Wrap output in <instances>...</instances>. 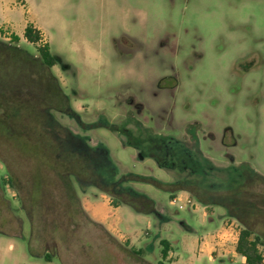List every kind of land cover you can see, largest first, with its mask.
<instances>
[{"label": "rangeland", "instance_id": "rangeland-1", "mask_svg": "<svg viewBox=\"0 0 264 264\" xmlns=\"http://www.w3.org/2000/svg\"><path fill=\"white\" fill-rule=\"evenodd\" d=\"M230 2L238 10L255 5L252 23L264 18V0ZM126 3L0 0V41L36 58V45L24 39L23 30L27 23L39 29L55 57L48 75L63 97L39 115H18L0 104V246L12 231L29 239L42 229L49 254L62 264H243L235 252L240 229L248 225L264 240V184L253 180L264 178V166L244 158L236 131L197 121L177 123L155 112L147 98L142 106L128 97L122 102L126 118L114 121L98 111L106 106L103 99L83 91L86 81L73 84L64 51L87 48L95 56L93 48L106 47L107 40L120 58H127L139 46L133 38L110 36L118 27L129 28L130 15L140 23L147 19L146 10ZM12 34L18 42L11 41ZM16 64L13 94L26 102L46 101L45 86L29 67ZM171 88L168 84L166 90ZM74 151L82 154L79 161L86 158V169L71 159ZM101 194L112 205L114 198L142 194L153 201L154 211L141 214L119 204L111 214V235L84 211L85 202ZM176 195L194 205L178 208L171 203ZM56 222L63 232L54 250ZM192 228L210 237L207 255L191 241L197 235L186 229ZM161 240L171 245L169 259L162 255ZM259 248L264 254V245ZM1 263L12 264L10 256Z\"/></svg>", "mask_w": 264, "mask_h": 264}, {"label": "clouds", "instance_id": "clouds-1", "mask_svg": "<svg viewBox=\"0 0 264 264\" xmlns=\"http://www.w3.org/2000/svg\"><path fill=\"white\" fill-rule=\"evenodd\" d=\"M146 10L147 19L129 16V28L110 33L139 45L120 58L107 40L67 56L73 84L97 94L98 111L123 120L122 102L145 98L157 113L180 122L230 126L241 138L244 158L264 166V18L252 23L256 6L238 10L230 0H127ZM135 20V22H133ZM171 84V91L166 90Z\"/></svg>", "mask_w": 264, "mask_h": 264}, {"label": "trees", "instance_id": "trees-1", "mask_svg": "<svg viewBox=\"0 0 264 264\" xmlns=\"http://www.w3.org/2000/svg\"><path fill=\"white\" fill-rule=\"evenodd\" d=\"M23 37L27 42L36 45V58L25 50L17 47L15 44L0 41V104H2L7 111H17L18 115L28 113L39 115L45 108H51L54 105H58V103H62L63 97L56 84V80L48 75L51 67L55 64V57L48 43H42L41 32L32 23L26 24L23 30ZM10 39L12 42L16 43L19 41L20 37L16 34H12ZM18 62L21 63L19 65H22V67H29L36 82L45 86L44 90L48 93L46 101H39L35 98H31L26 102V100L23 101L20 97L13 94L12 85L14 77L17 74L16 65L18 64L16 63ZM70 155L72 157H70L71 159H76V161L74 159L77 163L76 166L78 165L79 168L82 169L83 167V169H86V158L81 157L80 161L78 160V157L82 155L81 153L74 151L70 153ZM253 180L264 184V178L260 176L255 175ZM243 186L244 185L241 187L243 188ZM109 193L111 194V192ZM119 204H127L135 211L144 214H149L154 211L153 201L142 194L130 195L128 198H114L113 205L118 206ZM161 243L164 246L162 255L166 257L170 249L169 242L167 240H161ZM261 245H264L262 236L250 226L244 225L238 233L235 252L243 257V264H263L264 254L259 248Z\"/></svg>", "mask_w": 264, "mask_h": 264}, {"label": "crops", "instance_id": "crops-1", "mask_svg": "<svg viewBox=\"0 0 264 264\" xmlns=\"http://www.w3.org/2000/svg\"><path fill=\"white\" fill-rule=\"evenodd\" d=\"M121 206H113L106 196L101 194L94 199H88L84 204V211L88 213L94 223L103 226L106 231L113 235L112 228L114 221L112 220L111 214L113 211L120 209ZM59 228V224L56 222V225L53 226V237L56 239L55 244L52 246L54 250L58 249L57 239H61L59 233L63 232ZM186 231L191 234H196L197 232L195 228H192V230L186 229ZM209 238L208 234L203 232L196 236L195 241L193 239L191 241L204 251V255H207L206 251L210 247ZM216 244H220V242L217 241ZM169 246L171 245L169 244ZM48 248L49 237L47 236V231L35 229L34 233L28 239L27 235L19 233L17 229V231H12L9 234L7 242L0 246V264H2V257L6 255L10 256L12 264H62L61 262H55L56 259L49 254L50 251ZM170 252L171 250L169 249L166 259L171 258ZM207 258L211 262V257L208 256ZM243 262L244 259L242 257L241 263Z\"/></svg>", "mask_w": 264, "mask_h": 264}, {"label": "built area", "instance_id": "built-area-1", "mask_svg": "<svg viewBox=\"0 0 264 264\" xmlns=\"http://www.w3.org/2000/svg\"><path fill=\"white\" fill-rule=\"evenodd\" d=\"M172 204H176L178 208L182 209L186 205H194L189 197H185L184 199L181 198L180 195H176L171 199Z\"/></svg>", "mask_w": 264, "mask_h": 264}]
</instances>
